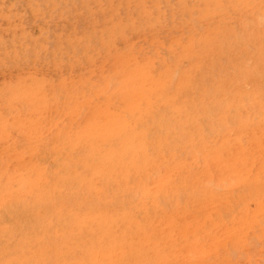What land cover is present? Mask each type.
I'll list each match as a JSON object with an SVG mask.
<instances>
[{"label": "bare ground", "instance_id": "1", "mask_svg": "<svg viewBox=\"0 0 264 264\" xmlns=\"http://www.w3.org/2000/svg\"><path fill=\"white\" fill-rule=\"evenodd\" d=\"M0 264H264V0H0Z\"/></svg>", "mask_w": 264, "mask_h": 264}]
</instances>
